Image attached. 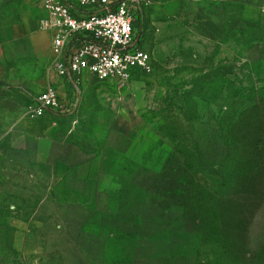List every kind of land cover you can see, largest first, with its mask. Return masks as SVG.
I'll return each instance as SVG.
<instances>
[{
  "label": "rangeland",
  "instance_id": "rangeland-1",
  "mask_svg": "<svg viewBox=\"0 0 264 264\" xmlns=\"http://www.w3.org/2000/svg\"><path fill=\"white\" fill-rule=\"evenodd\" d=\"M28 4L0 0L3 63ZM145 27L152 72L98 85V172L0 166V264H264V0H156Z\"/></svg>",
  "mask_w": 264,
  "mask_h": 264
},
{
  "label": "crops",
  "instance_id": "crops-1",
  "mask_svg": "<svg viewBox=\"0 0 264 264\" xmlns=\"http://www.w3.org/2000/svg\"><path fill=\"white\" fill-rule=\"evenodd\" d=\"M28 5L15 28V40L26 41L31 50L30 54L19 55L26 57L23 61L26 59L27 64L0 61V166H14L20 156L35 171L98 172L108 156L95 151L100 137L94 135L101 118L109 117L99 101L103 96L100 81L87 72L72 78L58 74L52 67L54 31L40 29L47 17L42 1L29 0ZM148 32L146 28L145 36ZM48 87L56 89L61 109L33 118L29 106Z\"/></svg>",
  "mask_w": 264,
  "mask_h": 264
},
{
  "label": "built area",
  "instance_id": "built-area-1",
  "mask_svg": "<svg viewBox=\"0 0 264 264\" xmlns=\"http://www.w3.org/2000/svg\"><path fill=\"white\" fill-rule=\"evenodd\" d=\"M47 17L40 29L54 31L52 67L61 77L89 73L119 88L150 74L152 58L143 49L145 20L156 0H41ZM61 109L48 87L29 106L33 118Z\"/></svg>",
  "mask_w": 264,
  "mask_h": 264
}]
</instances>
